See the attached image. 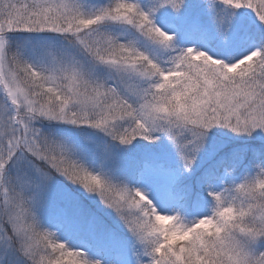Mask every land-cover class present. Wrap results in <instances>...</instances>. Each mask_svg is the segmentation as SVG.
Returning a JSON list of instances; mask_svg holds the SVG:
<instances>
[{"label":"snow or ice","instance_id":"snow-or-ice-1","mask_svg":"<svg viewBox=\"0 0 264 264\" xmlns=\"http://www.w3.org/2000/svg\"><path fill=\"white\" fill-rule=\"evenodd\" d=\"M0 264H264V0H0Z\"/></svg>","mask_w":264,"mask_h":264}]
</instances>
